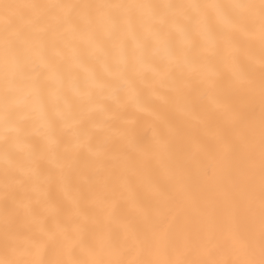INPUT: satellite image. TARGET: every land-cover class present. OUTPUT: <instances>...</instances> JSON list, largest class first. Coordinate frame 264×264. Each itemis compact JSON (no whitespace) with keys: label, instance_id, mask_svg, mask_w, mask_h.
Returning a JSON list of instances; mask_svg holds the SVG:
<instances>
[{"label":"clouds","instance_id":"9594fccd","mask_svg":"<svg viewBox=\"0 0 264 264\" xmlns=\"http://www.w3.org/2000/svg\"><path fill=\"white\" fill-rule=\"evenodd\" d=\"M0 264H264V0H0Z\"/></svg>","mask_w":264,"mask_h":264}]
</instances>
